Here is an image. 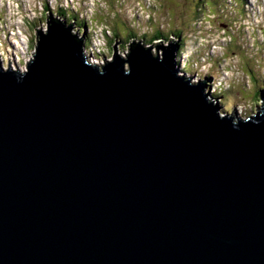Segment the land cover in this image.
Returning <instances> with one entry per match:
<instances>
[{
	"label": "water",
	"instance_id": "water-1",
	"mask_svg": "<svg viewBox=\"0 0 264 264\" xmlns=\"http://www.w3.org/2000/svg\"><path fill=\"white\" fill-rule=\"evenodd\" d=\"M51 17L0 59V264H264V105L219 120L174 44L98 75Z\"/></svg>",
	"mask_w": 264,
	"mask_h": 264
},
{
	"label": "rangeland",
	"instance_id": "rangeland-1",
	"mask_svg": "<svg viewBox=\"0 0 264 264\" xmlns=\"http://www.w3.org/2000/svg\"><path fill=\"white\" fill-rule=\"evenodd\" d=\"M203 1L116 0V4L112 0H69L65 5V0H15L19 4L16 8L5 0L0 8V59L5 67L9 62L15 68L16 64L21 68V63L26 66L37 47L36 31L45 33L47 19L52 15L64 22L68 12L65 16L57 12L62 8L79 17L78 24L68 26L80 29L89 58L113 54L103 51L104 46L97 50L94 24L108 27L103 39H109L118 54L126 52L132 42L150 48L154 56H160L161 47L174 44L179 48L176 62L184 74L196 82L210 80L208 91L220 105L221 113L246 119L264 105V0H213L209 6ZM198 4L201 13L195 7ZM129 29L138 35L137 39L128 43L122 36L117 37L124 32L127 38ZM176 31L182 34L175 37ZM13 32L29 37L27 47L23 42L17 46L14 40L19 38L13 37ZM17 50L19 57L26 56L24 61L16 59ZM256 88L263 89L259 103L253 102Z\"/></svg>",
	"mask_w": 264,
	"mask_h": 264
},
{
	"label": "clouds",
	"instance_id": "clouds-1",
	"mask_svg": "<svg viewBox=\"0 0 264 264\" xmlns=\"http://www.w3.org/2000/svg\"><path fill=\"white\" fill-rule=\"evenodd\" d=\"M68 2H69V0H65V5H67ZM89 2L90 3H94V0H89ZM8 4H9L10 7L11 6H15L16 8H19V4L15 3V0H8ZM4 5H5V0H0V8H3ZM72 6L73 7H78V4L73 3ZM0 27H2V25H0ZM97 32H99L101 37H102L103 36V32H104V26H100L97 29ZM47 33H48V29L45 26V36L47 35ZM12 35H13V37H15L17 35V33L13 32ZM19 35L21 37V40L20 41H15L14 40V42L17 43V44L23 42L24 47H27V41H28L29 37L27 35H25L23 32H20ZM69 35L72 36L71 34H69ZM108 35L109 36L111 35V30L110 29L108 30ZM170 39H174V38L170 37ZM93 40H94V42L96 41V36L93 37ZM100 42L104 45L103 51L107 52V41L104 40V39H101ZM0 47H2V44H0ZM166 47H167V45H166ZM97 50L99 51V49H97ZM36 54H37V47L33 50V53L30 56L31 63L34 62ZM129 55H130V48L126 52H120L118 55L115 52H113V54L108 57L107 62H105L103 59L97 60V59H90V58H84V57H83V62H84L85 66L90 67V68H95L97 70L98 75L103 76L104 75L103 69L107 65L112 64L114 62L116 56H119V58L122 61H127V58H128ZM163 59H164V55H163V52L161 51L160 52V58L158 59V61L159 62H163ZM97 65H101V66L98 67ZM122 67H123V74L125 76L131 74V68H130V65L128 63H124ZM4 71L8 73V68L5 67ZM16 71H17V69L15 68V66H13L12 73L16 72ZM28 71H29V69H28L27 66H22L21 69H20V72L22 74H20L19 77H21V78L24 77L28 73ZM176 75L178 76L177 73H176ZM216 115H217L219 120H224V119L227 118L219 110H217ZM249 120L250 119H245L243 122L247 123V122H249ZM231 122H232V126L233 127H237L238 124L240 123V121H233L232 119H231Z\"/></svg>",
	"mask_w": 264,
	"mask_h": 264
},
{
	"label": "trees",
	"instance_id": "trees-1",
	"mask_svg": "<svg viewBox=\"0 0 264 264\" xmlns=\"http://www.w3.org/2000/svg\"><path fill=\"white\" fill-rule=\"evenodd\" d=\"M209 1H213V0H205V1H203V2H205L206 3V5L205 6H209L208 4H209ZM112 2L113 3H116V4H118V2H116V0H112ZM199 2V1H198ZM213 2H215V1H213ZM200 3V2H199ZM118 7V6H117ZM195 7H197V9L199 10V12L201 13V9H200V7H199V4L198 5H196ZM57 12L60 14V15H62V16H65V14H66V12H68V15H67V18L66 19H64V20H66V22L67 23H73V22H75V23H77L78 22V20H79V17H77V16H72L71 14L72 13H69L70 11H66V10H64V9H58L57 10ZM199 14V13H198ZM94 15L96 16V13H94ZM69 17V18H68ZM118 17V16H117ZM56 19V20H58L57 18H54L53 16L51 17V19ZM60 18V17H59ZM68 19V20H67ZM78 19V20H77ZM75 20V21H74ZM102 23V22H101ZM105 26V25H104ZM180 34H182V32H179V31H176V34H174V36L175 37H177V36H179ZM114 36H116V32L113 34ZM124 35V32H122V33H120V36L117 34V37L119 38V37H123V39L125 40V42H128V43H130L132 40H134V39H137L138 38V35H136V33L134 32V31H132L131 29H129V33H128V35H126L127 36V38L126 37H124L123 36ZM107 50H108V52H110V53H113V50H114V48H113V46H112V44H111V42H110V40L109 39H107ZM23 64V63H22ZM255 92H254V98H253V102L254 103H259L260 101V99L262 98V91H263V89L262 88H260V89H258V88H256V90H254Z\"/></svg>",
	"mask_w": 264,
	"mask_h": 264
},
{
	"label": "built area",
	"instance_id": "built-area-1",
	"mask_svg": "<svg viewBox=\"0 0 264 264\" xmlns=\"http://www.w3.org/2000/svg\"><path fill=\"white\" fill-rule=\"evenodd\" d=\"M104 26V25H102ZM107 28L106 26H104V32L103 33H107ZM97 29H98V26L97 24H94V33H97V49L98 47H101V46H104L100 41L101 39H103V36L101 37L100 33L97 32ZM18 33V32H17ZM20 33V32H19ZM73 33L75 35H79L81 37V32H80V29H77L75 27H73ZM16 38H19V41L21 40V37L20 35L19 36H16ZM3 41V40H2ZM22 43V42H21ZM86 56L89 58V55L86 54ZM110 55H105V56H97V58H90V59H97V60H100V59H103L105 62H107V57H109ZM21 66H23L22 64H20ZM98 66H101V65H98Z\"/></svg>",
	"mask_w": 264,
	"mask_h": 264
},
{
	"label": "bare ground",
	"instance_id": "bare-ground-1",
	"mask_svg": "<svg viewBox=\"0 0 264 264\" xmlns=\"http://www.w3.org/2000/svg\"><path fill=\"white\" fill-rule=\"evenodd\" d=\"M69 18V17H68ZM68 20V19H67ZM78 20V19H77ZM90 20V19H89ZM57 21H60V18L57 20ZM75 21V20H74ZM44 23V22H43ZM79 23V22H78ZM78 23H74V24H78ZM69 24H71V23H69ZM69 24H67V25H69ZM86 26H87V29L89 28V26L87 25V24H85ZM68 27H70V26H68ZM13 31H15V29L13 28ZM88 32H89V29H88ZM16 36H19V33H17V35ZM81 37H83V35L81 36ZM83 40H84V51H85V43H86V40L83 38ZM19 44H17V46H18ZM108 45V44H107ZM172 45V44H171ZM169 46H167V47H161V48H168ZM107 53V52H106ZM110 53V52H109ZM19 56H21V53H20V51L19 50H17V53H16V55H15V57H16V59H22L23 61H24V58L26 57V56H23V57H19ZM21 60H19V62H20ZM11 64V63H10ZM22 64V63H21ZM17 66H16V68H18L19 67V65L18 64H16ZM11 67L13 68V65L11 64Z\"/></svg>",
	"mask_w": 264,
	"mask_h": 264
}]
</instances>
